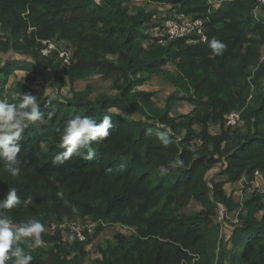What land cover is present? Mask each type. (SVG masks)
I'll use <instances>...</instances> for the list:
<instances>
[{"label": "trees", "instance_id": "trees-1", "mask_svg": "<svg viewBox=\"0 0 264 264\" xmlns=\"http://www.w3.org/2000/svg\"><path fill=\"white\" fill-rule=\"evenodd\" d=\"M134 1L0 0V52L33 60L0 59V100H6L8 78L27 69L29 86L19 81L12 103L31 93L42 114L22 135L19 175L11 176L0 161V199L14 188L30 202L0 212L13 226L30 218L44 225L47 246L18 244L32 255L31 264H81L80 252L91 239L74 234L65 243L61 231L47 229L52 222L87 219L100 222L97 233L118 223L136 228L130 238L117 233L116 243L99 246L93 264H264V193L253 191L239 203L225 191L243 177L264 180V15L254 13L257 0H215L219 6L211 0H141L164 5L161 17V10ZM181 16L204 19L203 34L169 40L166 24ZM213 37L226 44L222 55L211 54L207 42ZM52 38L72 47L68 66L42 56V40ZM44 66L53 68L60 88L67 84L61 69L71 83L93 74L121 83L113 95L45 96L30 86ZM155 75L175 88L164 106L155 92L140 89ZM179 101L193 105L180 119L172 114ZM234 111L241 121L230 127ZM77 115L97 122L111 115L109 136L93 142L91 159L73 156L54 165L63 151L60 135ZM212 124L220 125L219 134L210 132ZM160 133L170 140L167 147ZM177 158L184 166L161 176L160 166ZM193 200L202 210L188 214L183 210ZM221 207L227 214L238 210L237 223L226 218L233 225L228 238L214 220Z\"/></svg>", "mask_w": 264, "mask_h": 264}, {"label": "rangeland", "instance_id": "rangeland-1", "mask_svg": "<svg viewBox=\"0 0 264 264\" xmlns=\"http://www.w3.org/2000/svg\"><path fill=\"white\" fill-rule=\"evenodd\" d=\"M215 2L216 6H219L220 3L215 0H211V2ZM134 4L136 5H146L147 9H159L161 10L162 13L161 16H165V6L164 5H158L155 3H144V1L141 0H135ZM168 7V6H167ZM254 13L258 16L264 15V4L261 5L257 3L256 8L254 10ZM160 17L158 18V21H160ZM29 33V32H28ZM154 34V33H153ZM1 35V31H0ZM52 42L55 43L56 48L53 49L49 54L44 55L43 53L42 56L52 60L53 64L56 62L61 61V64L68 66L69 63L66 61V58H64L61 55V52L67 51L69 54H73V49L70 46V44L66 41H59L57 38H52ZM42 45V44H41ZM39 44L37 48H39ZM40 49V48H39ZM58 53L57 56H55V53ZM263 57H264V47H263ZM0 59L4 62H8L13 59H19L21 60V63L24 61L30 59L32 60V56L28 54H19L15 53L13 51L9 52H0ZM72 60V59H71ZM33 61V60H32ZM71 63V61H70ZM43 72L44 75H37L35 81L30 85L32 86L35 90L42 91V94H45V96H50V97H56V96H72L75 92H90L92 93V97L97 95L98 93H107L110 95L116 94L118 91V87L121 83V81L117 79H106L103 76L99 74H93L86 79L76 81L75 83H71L69 80V77L67 75V72L61 69L62 74L66 78V83L64 85H61V88L58 86H54V72L53 68L50 66H44ZM64 68V67H63ZM169 68L174 69L173 66H170ZM32 76V72L27 70V69H19L17 70L16 73L12 74L5 85V91L3 93L5 97V101L8 103H12L14 99L17 98L18 93L16 91V86L19 81L23 82L27 86H29L28 79ZM139 89V88H138ZM140 89L148 90V91H153L156 93L155 99L159 103L160 106H164L166 98L175 90V88L167 81H164L160 78V76H153L150 81H148L144 86L140 87ZM193 109V105H191L188 102L185 101H179L175 104L172 114L175 117H178L179 119L181 118L182 115L190 112ZM137 118H142L141 115L136 114L135 115ZM210 132L212 134H219L221 132V127L220 125L217 124H212L210 126ZM200 144V142H198ZM221 165H218V168L215 170H212L209 174L210 177L215 176V172H219L222 168L220 167ZM225 176H218L217 180H223ZM225 191L226 193L233 197L237 202L242 203L245 198L250 196L253 191H257L260 193H264V180L263 178L257 174L255 181L253 182H248L247 177H243L237 182H230L227 183L225 186ZM202 210L201 204H199L196 201H191L186 208L183 210L188 214H193L194 212ZM237 212L233 211L232 213L227 214L226 209L221 207L219 210H217L214 220L217 223L221 224V236L224 238H228L233 230V225L230 223L227 219H230L234 221V223H237L239 220L237 219ZM228 216V217H227ZM82 222L83 224H90L92 226V231L88 232L87 239H91L89 244L85 247L80 252L81 257L83 258V262L81 264H93V260L96 258L100 257V253L98 251L99 246L106 247L109 242L116 243V234L117 233H123L125 234L128 238H130L136 231L135 227L128 226V225H123V224H111L108 226H105V229L97 233V229L100 225L99 221H94L91 219L87 220H75ZM15 227V226H13ZM49 232L53 233H62L63 236V241L65 243H72L73 242V236L69 229L65 230L63 228H59L58 224L52 222L48 226L47 229ZM28 240H26L27 245H29ZM43 246H47L45 243H43ZM13 264V263H11Z\"/></svg>", "mask_w": 264, "mask_h": 264}, {"label": "clouds", "instance_id": "clouds-1", "mask_svg": "<svg viewBox=\"0 0 264 264\" xmlns=\"http://www.w3.org/2000/svg\"><path fill=\"white\" fill-rule=\"evenodd\" d=\"M207 43L214 56L222 55L227 47L215 37ZM41 115L37 98L31 93H22L18 104L0 100V161L3 162L4 169L13 177L20 173L18 154L21 150L20 142L24 130L29 124L41 120ZM112 126L111 115H105L100 122L91 117L79 115L70 119L57 145L63 151L55 155L52 163L62 165L73 156H84L85 159H91L95 155L93 142L106 139ZM158 138L164 147L169 145L170 140L165 133H160ZM183 166L184 161L177 158L168 166H160L159 174L164 176L169 173L170 168L176 169ZM57 195L62 197L63 193L58 192ZM29 202L21 201L16 190L12 188L8 190L5 198L0 199V209L17 208L22 203L26 206ZM44 231L45 227L38 219L30 218L13 227L12 221L0 212V264H6L10 257L14 258L13 264H31L32 255L25 253L18 244L28 240L30 241L29 248L41 247L43 246L41 233ZM196 258L198 259V256Z\"/></svg>", "mask_w": 264, "mask_h": 264}, {"label": "built area", "instance_id": "built-area-1", "mask_svg": "<svg viewBox=\"0 0 264 264\" xmlns=\"http://www.w3.org/2000/svg\"><path fill=\"white\" fill-rule=\"evenodd\" d=\"M257 3L263 5L264 0H257ZM204 24V19H192L184 16H181L178 19H170L166 24L167 36L169 40H175L193 33L202 35L204 31ZM55 48V43L52 42L51 39L42 40L41 52L44 55L49 54ZM61 55L66 58V61L70 64L72 55L67 51L61 52ZM240 121L241 114L238 111L231 112L227 117V125L230 127L238 125ZM58 226L59 228L61 227L65 230L69 229V231L75 234L80 241L86 240V232L88 233L92 231V226L90 224H83L79 221L66 222ZM12 261L13 259L10 257V259L6 261V264H10Z\"/></svg>", "mask_w": 264, "mask_h": 264}]
</instances>
